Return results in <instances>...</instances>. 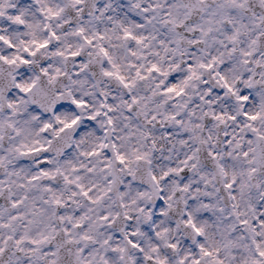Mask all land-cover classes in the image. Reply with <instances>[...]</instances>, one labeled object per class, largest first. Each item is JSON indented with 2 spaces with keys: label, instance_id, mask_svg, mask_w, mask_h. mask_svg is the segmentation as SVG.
<instances>
[{
  "label": "snow or ice",
  "instance_id": "obj_1",
  "mask_svg": "<svg viewBox=\"0 0 264 264\" xmlns=\"http://www.w3.org/2000/svg\"><path fill=\"white\" fill-rule=\"evenodd\" d=\"M257 2L260 8H264V0H257ZM40 4L41 0H16V2L0 0V21L19 27L21 30L24 27L33 28V24L28 22L27 17L36 11ZM246 5L247 0H214V7L210 10L208 0H171V3H163L162 0H154L152 3H145V0H53V3H49L46 7H39L40 16L48 21L63 19L61 26L64 27L65 32L68 27H72L71 35L82 42L79 49L69 51L66 58L79 61L85 46L96 49V55L112 69L104 68L102 74L116 79L125 89L133 87L134 82L122 74L121 66L115 62L109 47H106L104 43H98L111 39L106 34L107 29L99 30V24L102 22H114L121 33L116 39L125 44H134L141 49L138 52L129 47L128 53L132 57L145 59L147 55H152L164 60L170 53L174 56L186 57L182 59V63L186 65V74L182 75L179 82L170 75V72L178 69L180 64H169L168 70H163L153 61H148L147 68L143 64L129 65L130 68L135 69V76L140 81L148 79L153 73L167 77L170 83L159 93L162 96L173 99L184 96L190 82L200 80L198 69L212 72L219 64L220 67L213 72V79L220 87L218 90L209 89L208 92L216 91L218 97L231 94L243 106L239 109V115L231 114L229 110L227 120L238 122L239 128L248 129V133L242 140L236 141L225 133L226 144L232 147L231 151L227 148L226 151L233 159L238 160L242 156L250 167L242 168L239 172L233 171L230 175L225 170L224 164H217V168L227 181L223 184L225 193L222 195H225V199L230 203L226 208L219 209V212L226 213V216L213 215L209 211L201 215L199 208H196L195 199L186 202L191 207L183 214L182 224L186 230L190 231L191 236L184 240L185 249L182 252H180V243L177 241L166 243L163 247L159 242L162 232L167 233L168 229L157 228L156 224L168 215L166 200L170 199L161 191L154 206L149 205L147 209L144 207L139 209L141 213H147L145 218L150 221L144 225L143 230L133 229L132 218L125 213L123 218L129 221L127 231L113 233L117 242H113V236L105 239L103 245L111 246L106 249L105 254H101L94 247L88 246V242L94 245L95 241L83 231L85 221L88 219L87 215L78 214L73 217L57 215L56 212L48 214V208L62 210L66 207L60 191L61 185L54 183L57 177H62L64 184L78 189L79 194L90 204L99 202L102 197L93 199L90 195L92 189H85L84 185L79 183L81 180L79 175L70 177L60 167H48L53 161L47 156L41 158L39 168L34 174H28L21 180L20 171H8L7 158L0 151V173H2L0 174V264H113L116 260H119L120 264H172V261L176 259L174 254L178 252H180V258L177 264H264V184L255 179L258 172L264 169V130L256 126L257 122L264 120V99L260 101L255 111H250L252 106L249 101L254 100L259 84L254 80L255 72L251 67L247 69L242 81L245 87L237 93V88L233 86V83H229L225 75L226 70L234 71L233 66L223 59L225 54L229 57L238 54L242 58H252L242 59L241 63L244 65L255 64L259 67L261 64V60L256 59L257 50L254 46L264 42V31L256 32L255 36L248 41L247 50L244 47H236L240 43L242 31L248 26L240 23L232 12L233 10L250 11ZM198 14H203L200 15L202 23H197L195 20ZM252 19L256 22V27H264V15L257 17L255 11H252ZM73 20H79L80 23L74 24ZM89 25H95V27L90 30ZM220 25L225 29L224 39L216 41L213 37V40L219 43L224 51L219 56L212 55L209 63L197 59L195 46L206 45L209 35L218 31L217 26ZM150 26L151 31L148 30ZM49 27L50 24L44 25V30L50 39L19 41L23 46V55H13L17 44L0 32V46H6V51L0 54V145L3 144L4 133L7 130H13L16 135L21 132V129L9 119L16 116V109L21 103H25L21 98L34 93L42 78H49L50 82H55L61 75H67L61 73L59 68L50 72L51 65L48 63H41L38 73L35 70L29 71L33 67V58L37 57L42 50L51 49L52 40H59L56 31L48 32ZM116 30L113 29V31ZM181 31L198 35L186 37L181 34ZM152 41H156L157 47H154ZM185 45L190 46L191 51ZM111 47L114 48L116 45ZM142 50H149V52L145 53ZM200 51L205 52V49L201 48ZM53 54L65 57L63 51L57 50ZM5 66L8 68L7 72L4 71ZM87 66V64L83 65L84 68ZM177 75L180 74L177 73ZM234 83L237 86L240 85L239 76L235 78ZM204 84L207 85V81H204ZM157 87L160 85L157 84ZM36 96L49 98V94L42 89L36 93ZM36 96H33L32 108L29 109L36 113L32 119L39 118V110L43 108V104L37 107ZM62 97L63 93L57 92L56 98L51 101L52 107L47 111H59L63 107H69V110H72L88 105L86 100L78 98H73L70 106L57 103L62 100ZM203 99L201 97V100ZM131 100L132 103L128 106L129 111L132 110V105L139 102L135 96L131 97ZM207 102L211 103L210 100ZM227 103L228 101H225L226 105ZM105 107L108 112L112 111L110 105L101 104V108ZM108 112H105V115ZM98 115H100L99 112L96 113V116ZM205 115H211L212 119L221 123L225 121L223 109L217 114L205 113ZM96 116H89L88 122L94 121ZM152 119L155 120L156 117L153 116ZM171 119L176 117L172 116ZM56 121L63 125L55 133L59 136L65 130L75 127L79 123V118L65 121L57 116ZM108 123H112L111 118L108 119ZM52 127L51 123L44 122L39 131L46 133ZM33 143L39 146L29 147L24 144L17 146L15 151L19 156H30L39 152L47 154L49 151L48 147L40 141H33ZM100 148L107 150L108 145L101 144ZM112 148L115 149V144ZM114 154L116 161L123 165L125 157L119 152ZM86 155L96 156L99 155V151ZM208 155L213 160L222 159L217 152L210 151ZM143 158V156L136 157L137 160ZM191 160L192 157L189 156L184 163L187 164ZM192 167L194 168L195 164ZM71 171L78 172L79 169L73 166ZM171 171L182 173L184 176V179L179 181L178 191L189 192L190 188L186 183L188 173L185 168H173ZM164 177L172 179L169 172H165ZM152 179L155 181L156 177L153 176ZM197 191H199L198 188ZM71 195L75 197L77 191H72ZM139 195L143 197L145 193L141 192ZM203 195L207 198L212 194L205 192ZM210 204L211 201L206 200L202 207L209 208ZM124 206L121 204V207ZM99 219L108 221V227L112 229V222L107 215H102ZM65 222L71 225V228H63L66 239L63 244L53 247L52 234L56 231L54 223L65 224ZM177 223L179 225L180 222ZM213 225L216 231L209 234L208 227ZM71 229L81 230L78 238L72 235ZM144 233L148 237L147 243L143 238ZM118 241H123V244ZM81 242L84 244L82 245ZM64 245L75 247L74 249L65 248Z\"/></svg>",
  "mask_w": 264,
  "mask_h": 264
},
{
  "label": "clouds",
  "instance_id": "obj_2",
  "mask_svg": "<svg viewBox=\"0 0 264 264\" xmlns=\"http://www.w3.org/2000/svg\"><path fill=\"white\" fill-rule=\"evenodd\" d=\"M152 2L154 0H145V3ZM162 2L171 3V0H162ZM49 3H53V0H41L37 10L27 17L28 22L33 24V28L24 27L21 30L19 27H13L0 21V32L17 44L16 52L12 53L13 55H23V46L19 43L21 39H50L44 30V25L50 24L48 32L56 31L59 40H52L53 47L51 49L42 50L37 57L33 58V67L29 71L35 70L38 73L41 63H48L51 65L50 72L59 68L61 73L67 74L61 75L55 82H50L49 78H42L34 93L21 98L25 103H21L20 107L16 109L17 115L10 118L6 116L21 129L19 135H16L11 129L7 130L4 133L3 144L0 145V151L7 158L8 171H20V179L23 180L26 175L34 174L39 168L41 158L47 156L53 161L48 167H60L70 177L79 175L81 177L79 183H82L85 189H92L90 192L92 198L102 197V199L95 204H90L86 198L79 194L78 189L64 184L63 178L57 177L54 183L61 185L60 191L63 194L66 207L62 210L49 207L48 214L56 212L57 215H72L73 217L78 214L87 215L88 219L85 221L83 231L95 241L94 245L92 242H88V246L94 247L101 254H105L106 249L111 246L103 245L105 239L113 236V242H117L113 233L121 232V230L127 231L129 221L123 218L125 213L132 218L133 229L143 230L144 225L150 221L145 218L147 213H141L139 209L141 207L147 209L149 205L154 206L156 199L163 191L167 197H170L166 200L168 215L158 221L156 227L167 228L168 232H162L159 242L163 247L166 243L177 241L180 243V252H182L185 249L184 240L191 236L190 231L186 230L182 224L183 214L191 207L186 202L195 199L196 208H199L201 215L205 211H209L213 215L226 216V213H220L219 209L226 208L230 203L225 199V195H222L225 193L223 184L227 181L217 168V164H224L225 170L230 175L233 171L239 172L242 168L250 167L242 156L238 160L233 159L228 156L226 151V148L231 151L232 147L226 144L225 133L234 141L242 140L248 133V129L239 128L238 122L227 120L229 110H231V114L239 115V109L243 106L231 94L218 97L216 91L208 92L209 89L218 90L220 87L213 79V72L220 67L219 64L212 72L198 69L200 80L190 82L184 96L173 99L160 95L161 90L170 83L167 77L153 73L148 79L140 81L135 76V69L130 68L129 65L132 63L137 66L143 64L147 68L148 61H153L158 63L163 70H168L169 64H180L178 69L170 72V75L179 82L182 75L186 74V65L182 63V59H186V57L174 56L171 53L164 60L152 55H147L145 59L132 57L128 53L129 47L138 52L141 49L134 44H125L116 39L121 33L114 22L99 24V30L107 29L106 34L111 39L98 43H104L106 47H109L115 57V62L121 66L122 74L134 82L133 87L125 89L116 79L105 77L102 74V69H112L96 55L94 48L85 46L79 61L66 58L67 53L78 50L82 42L79 38L71 35L72 27H68L65 32L64 27L61 26L63 19L48 21L39 15V7H46ZM208 7L210 10L214 7V0H208ZM246 7L250 11L233 10L232 15L240 23L248 26L246 30L242 31L240 43L236 45L237 48L244 47L247 50L248 41L255 36L256 32L264 31V27H256V22L252 19V11H255L258 17L264 15V8L259 7L257 0H247ZM200 15L203 14H198L195 17L197 23H202ZM73 23H80V21L73 20ZM88 27L91 30L95 25ZM217 27L218 31L209 35L206 45L195 46L196 58L205 63L211 62L212 55L219 56L224 51V48L213 40V37L216 41L224 39L225 29L222 25ZM113 29L117 30L113 31ZM148 30L151 31V26ZM31 33L34 35H30ZM181 34L186 37L198 35L188 34L184 31H181ZM151 43L157 47L156 41ZM225 43L227 42L225 41ZM111 45H116V47L113 48ZM185 47L191 51L190 46L185 45ZM254 47L257 50L256 59L261 60L259 67L255 64L244 65L241 63L242 59H252L251 57L242 58L238 54L232 57L227 54L223 56V59L233 66L234 71L226 70L225 75L228 77L229 83H233V86L237 88V93L245 87L242 81L247 69L251 67L255 72L254 80L259 84L254 100L249 101L252 106L250 111H255L260 101L264 99V42ZM201 48L205 49V52H201ZM57 50L63 51L65 57L54 55L53 53ZM4 51H6V46H0V54H3ZM142 51L149 52V50ZM84 64L88 65L87 68L83 67ZM4 71H8L6 66ZM237 76L241 81L239 86L234 83ZM204 81H207V85L204 84ZM157 84L160 87H157ZM41 89L49 94L48 99L36 96V93ZM57 92L63 93L62 100L57 103L70 106L71 100L78 98L86 100L88 105L72 110H69V107H63L59 111H47L52 107L51 101L56 98ZM33 96H36L38 101L37 107L43 104L37 119H32L36 113L29 111L32 108ZM133 96L139 102L132 105V110L129 111L128 106L132 103L131 97ZM201 97L204 99L201 100ZM209 100L211 103L207 102ZM225 101H228L227 105ZM101 104L110 105L112 111L108 112L106 107L101 108ZM221 109L225 112L224 123L212 119L211 115H205V113L217 114ZM97 112L100 115L96 116ZM105 112L108 114L105 115ZM57 116L65 121L79 118V123L56 136V131L63 127L62 124L57 123ZM89 116H96V119L88 122ZM153 116L156 117L155 120L152 119ZM172 116H175L176 119H171ZM109 118L112 120L111 124L108 123ZM44 122L53 125L46 133L39 131ZM256 126L264 130V120L257 122ZM37 140L48 147L47 154L39 152L30 156H19L15 151L17 146L24 144L29 147H38L39 145L33 143ZM101 144H107V150L101 149ZM113 144H115V149L112 148ZM97 150L99 155H86ZM210 151L219 153V157L222 159L213 160L208 155ZM115 152H119L125 157L123 165L116 161ZM137 156L144 158L137 160ZM189 156L192 157V160L185 164L184 161ZM69 160L71 163H66ZM225 161L228 163L225 164ZM193 164H195L194 168ZM73 166L79 171L72 172ZM181 167H184L188 173L186 183L190 191L187 193L178 191L179 181L184 179L183 174L171 171L173 168ZM165 172H169L172 179L165 178ZM153 176L156 177L155 181L152 179ZM166 179L167 182H165ZM255 179L264 184V169L258 172ZM74 190L77 191L75 197L71 195ZM141 192L145 193L143 197L139 195ZM205 192H210L212 195L206 198L203 195ZM206 200L211 201L209 208L202 207ZM121 204L125 206L121 207ZM118 213L119 218H117ZM102 215L109 217L112 222L111 230L108 227V221L99 219ZM177 222H180L179 225ZM54 227L56 231L52 234L54 239L51 240V245L56 247L63 244L66 239L63 235V228H71V225L67 222L65 224L54 223ZM71 231L76 238L81 232L77 229H71ZM215 231L214 225L208 227L209 234ZM143 238L147 243L146 233ZM118 242L123 244V241ZM81 244L83 245L84 242ZM64 247L74 249L75 246L64 245ZM180 252L174 254L176 259L172 261V264H177ZM113 264H120V262L116 260Z\"/></svg>",
  "mask_w": 264,
  "mask_h": 264
}]
</instances>
